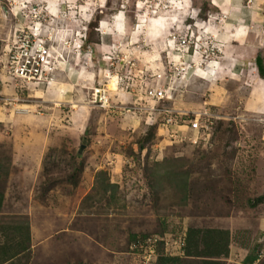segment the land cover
Here are the masks:
<instances>
[{
    "label": "rangeland",
    "instance_id": "1",
    "mask_svg": "<svg viewBox=\"0 0 264 264\" xmlns=\"http://www.w3.org/2000/svg\"><path fill=\"white\" fill-rule=\"evenodd\" d=\"M46 1L0 0V85L10 87L0 94V104L8 101L0 105V160L7 167L0 175V264H141L137 252H129V235L157 232L161 221L170 230L163 236L167 254L179 252L176 242L186 227L220 228L230 234L220 264H242L255 244L261 249L254 264H264V79L253 60L264 53V0H59L47 27L67 38L68 48L81 23L87 40L86 25L97 20L91 42L82 43L89 56L62 55L63 67L88 73L75 80L82 86L78 106L53 103L52 79L16 87L4 70L5 45L32 4L49 12ZM118 11L124 24L114 29ZM99 32L108 36L103 44ZM74 57L80 61L75 69ZM158 75L165 76L159 86L170 97L155 104L145 91L157 87ZM93 88L103 98L91 103ZM64 93L71 98L69 89ZM133 94L142 97L134 101ZM39 99L52 102L35 107ZM140 104L145 111L132 109ZM163 108L177 119L162 128ZM203 108L216 121L197 130L205 116L192 113ZM151 125L156 135L138 152L136 142ZM74 152L82 155L83 170L72 183L62 177L73 167ZM172 158L196 163L185 190L164 178L162 195L152 201V176L143 169ZM99 170L117 184V206L85 197H99ZM52 178L58 180L45 184ZM23 225L28 244L16 235ZM6 255L11 258L1 260Z\"/></svg>",
    "mask_w": 264,
    "mask_h": 264
},
{
    "label": "trees",
    "instance_id": "2",
    "mask_svg": "<svg viewBox=\"0 0 264 264\" xmlns=\"http://www.w3.org/2000/svg\"><path fill=\"white\" fill-rule=\"evenodd\" d=\"M204 10L205 8H202V11ZM96 22L97 20L93 19L92 22H89L87 24L88 39L87 40L85 39L87 42H91L90 32L92 28L96 25ZM254 68L256 70L257 75L260 78L264 79V53L260 56L257 55L254 58ZM190 117H192V115H190ZM215 121L216 120H214V122ZM150 129H152V131H149ZM149 130L144 137L140 138L136 142L137 145L136 148L138 152H141L143 148L147 145V141L150 140V138H152L153 135H156V128L154 129V125H151ZM81 137H82L81 138L82 143H86L87 142L86 135H82ZM81 156L82 155L79 154L78 152H74L72 155L69 156L73 163V167L69 173L65 174L62 177V180L70 181L72 183L76 182L78 176L83 170V162L81 160ZM3 161L4 160L2 161L0 160V175L1 174L5 175L7 170V167ZM184 161L185 160H183L182 158H178V159L172 158V159H166L165 162L164 161L161 163L157 162L154 165H152L151 168L148 170L146 167H144L143 171L146 174V176L147 175L152 176V179L150 178L147 181L148 189L151 188L149 189L150 192L154 191V194L150 195L152 201L156 202L157 199L162 195L159 187H162L160 182L164 178L170 181L173 180L176 186L179 185L181 189L185 190V185L187 183V178L190 175L191 168H193V165L196 163H190L189 165H186ZM158 167L164 168V173L162 175L155 173ZM186 167H188V169H185ZM196 167L198 168V166ZM57 180L58 178H52L50 181L45 182V184L50 185L52 182L54 181L56 182ZM45 184H43L44 187H46ZM94 188L96 189V191H98L97 195L99 197H95L94 195L89 196L90 194H86L85 197L87 198V200L88 198H91V200L97 201L99 198H102L101 200L107 198L106 201L108 202V205H111L112 207L117 206V199L115 196L117 184L110 182V179L108 178V174L105 171L99 170L98 172H96L95 180H94ZM157 189L159 190V192L157 191ZM2 198L3 195L0 193V201L2 200ZM95 198L97 200H95ZM183 198L185 199L184 196ZM168 231L170 230L168 228L167 222L161 221L159 231L157 232L130 234L128 238L129 252L139 253L141 252L142 248L145 245L150 244L151 247L154 249V257L151 261L148 262V264H220L221 262L219 261V259L222 256H226L228 254V249L230 244V234L229 231L226 229H220V228L199 229L193 227H186L184 229V236L182 238V242L180 243V247H179L180 252L177 254H169V253L167 254L165 251V243L163 240V236ZM19 234L25 239V243L28 244L29 235L27 231V226L23 225L21 233H20V229H18L16 231V235ZM148 241L152 243H149ZM17 243H15V246L18 249L20 244L18 243L17 246ZM130 245H134L135 248H133ZM139 245L140 247L138 248ZM241 245L245 247V244H241ZM260 249H261V245L255 244L251 248L250 253L246 254L245 257L243 258L242 264H254V262L257 261V259L259 258L258 251ZM9 257L11 258L10 255H6L2 257L1 260L4 259L5 261H7L10 259Z\"/></svg>",
    "mask_w": 264,
    "mask_h": 264
},
{
    "label": "built area",
    "instance_id": "3",
    "mask_svg": "<svg viewBox=\"0 0 264 264\" xmlns=\"http://www.w3.org/2000/svg\"><path fill=\"white\" fill-rule=\"evenodd\" d=\"M28 11L29 14H26V16L22 19L24 20V23L19 26L20 28L18 30L13 32L10 41L5 45L4 60L6 65H4V70L8 77L12 80L14 86L17 87L21 84H24L26 87L30 86L31 88L33 86L42 84L43 81L48 80L49 82L52 79V74L54 71L66 66L64 63L65 61L67 62V60L64 61L62 55L67 56L68 50L74 54H80L81 56L84 55V58L86 59L89 56L90 49H83L82 43L85 39V27H83L81 31L79 30V32H76L75 38L72 39L73 44L68 48L67 38L62 36V34H60V36H56L57 33L54 31L52 32L51 27H47V24L53 23L51 20L54 21V17L50 16L46 9V12L44 11L45 14H42L43 12L40 10L39 6L32 4ZM182 41H184V39ZM157 78V87L148 88L145 91V99L156 101L154 102L155 104L162 99H168L170 97L164 87L162 85L159 86V82L162 81V79H165V76L162 75V77H160L158 75ZM100 93L101 90L98 88H93V95L95 96L94 100H91V103H94L95 97L102 100L101 98L103 97L100 95ZM3 101L6 102L7 100L3 99ZM145 107L146 106L141 105L133 107L132 109H136V111L142 110L143 112L145 111ZM154 110L158 111L156 108ZM159 111L160 113L163 112L164 114H162L163 119L158 127L163 128L165 125H172V122H176L177 113L174 114V111L168 110L166 108H163ZM195 113V118L200 117L201 115L205 116L200 129H207V124H209L211 122L210 120L213 119V114H211L207 108H203L202 110L192 114ZM193 119L194 118H192L191 122ZM197 121L198 119H194V121L190 124L196 126ZM148 242L152 243L150 241ZM181 242L182 239L176 242V244L178 243V247H180ZM164 243L166 247L165 240ZM132 247L135 248L134 245H132ZM139 247L140 245L138 248ZM165 251L167 252L166 248ZM137 254L141 258V264H148V262L154 257V249L150 244H148L142 248L141 253Z\"/></svg>",
    "mask_w": 264,
    "mask_h": 264
},
{
    "label": "crops",
    "instance_id": "4",
    "mask_svg": "<svg viewBox=\"0 0 264 264\" xmlns=\"http://www.w3.org/2000/svg\"><path fill=\"white\" fill-rule=\"evenodd\" d=\"M59 2H60L59 0H47L46 1V6H47V8L49 10V13L51 12V14H54V16L56 15V13L58 12L57 10H59L58 7H60V3ZM61 4H64V3H61ZM118 12L119 13H117L116 15H114L113 18H112L113 21H114V23H113V28L114 29L115 28L117 29L119 27L121 28L123 26V24H124V22L122 20L123 19L122 18L123 16H122L121 11H118ZM79 22H81V20ZM101 23L103 24V21H100L99 26H101ZM81 24L82 25L80 26V31L84 27V25H83L84 22L81 23ZM239 29L241 30L243 28H240L239 27ZM100 30L101 29L99 28V31ZM106 35L107 34H104V32H99V36H100V40H101L100 41V44H103L104 38H107L108 37ZM256 56L257 55H255L254 58ZM79 62H80L79 61V58H75V57L72 58L71 61H70V67L73 68V69H75L76 67H74V65H77ZM76 70L77 69H75V72H71V71H69V68L67 69V67L66 68L65 67H62L61 69L56 70V71L53 72V74H52V83L48 85V87H49L48 88V93H49V96H52L54 98V100H53V103L54 104L60 105V104H62V102H67V104L68 103L69 104H73L74 103V104H77V106L80 105L81 102H79V100H78L77 93L79 92L80 89H82V86H80L79 84H77L78 82L75 81V80H82L83 81L87 77L88 73L87 72H79V71H76ZM5 78L6 77H4V79ZM6 80H7V78H6ZM73 81H74V83H72L73 86H72V88H70L69 87V84H70L69 82H73ZM261 85H262L261 86V91H263L262 93H264L263 83ZM7 87H9V86L8 85H6V86H1L0 85V88H1L0 89L1 90L0 91V94L6 95L7 94V89H8ZM91 87H94V84L93 83H92ZM5 88H7V89H5ZM9 89H10V87H9ZM68 89H69V94L71 95V98L64 93V91H66ZM114 94H116V93H114ZM81 96H82V100H83L85 98V96H83V94H81ZM133 97H136V98H133ZM138 97L141 99L142 94L141 95L133 94V96H131V99L135 101V99H138ZM4 98H6V97H4ZM82 100L80 99V101H82ZM132 100H131V102H132ZM51 102H52V100H51ZM51 102H46V100L44 101L43 99H39V100H35L34 101V104H35V107H36V105L39 104V106H41L43 108L44 105L48 106L47 104H50ZM3 103L4 104H7L5 101H3ZM2 104H0L1 105V108L3 107ZM22 105L24 107H28V108L31 106V104H27V103H22ZM19 106H20V104L18 105V107ZM17 109H18L19 113L22 112L21 110H19V108H17ZM29 109H31V108H29ZM19 113H17V114H19ZM75 114H77V111H76ZM0 115H1V119H4L5 118V116L3 115L2 112H0ZM86 129L87 128H85L83 130V132H82L83 135H84V132H85Z\"/></svg>",
    "mask_w": 264,
    "mask_h": 264
},
{
    "label": "water",
    "instance_id": "5",
    "mask_svg": "<svg viewBox=\"0 0 264 264\" xmlns=\"http://www.w3.org/2000/svg\"><path fill=\"white\" fill-rule=\"evenodd\" d=\"M82 147H83V146H81V147L79 148V150H78V151H81Z\"/></svg>",
    "mask_w": 264,
    "mask_h": 264
},
{
    "label": "clouds",
    "instance_id": "6",
    "mask_svg": "<svg viewBox=\"0 0 264 264\" xmlns=\"http://www.w3.org/2000/svg\"><path fill=\"white\" fill-rule=\"evenodd\" d=\"M87 26V25H86ZM132 246V245H131ZM137 254V253H136Z\"/></svg>",
    "mask_w": 264,
    "mask_h": 264
},
{
    "label": "bare ground",
    "instance_id": "7",
    "mask_svg": "<svg viewBox=\"0 0 264 264\" xmlns=\"http://www.w3.org/2000/svg\"><path fill=\"white\" fill-rule=\"evenodd\" d=\"M112 86V85H111Z\"/></svg>",
    "mask_w": 264,
    "mask_h": 264
}]
</instances>
